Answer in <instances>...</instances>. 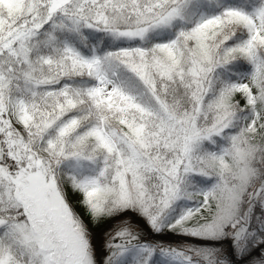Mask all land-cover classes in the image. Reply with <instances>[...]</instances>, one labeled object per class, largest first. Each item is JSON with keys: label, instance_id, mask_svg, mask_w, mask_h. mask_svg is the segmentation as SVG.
<instances>
[{"label": "snow or ice", "instance_id": "6c2138e0", "mask_svg": "<svg viewBox=\"0 0 264 264\" xmlns=\"http://www.w3.org/2000/svg\"><path fill=\"white\" fill-rule=\"evenodd\" d=\"M0 264H264V0H0Z\"/></svg>", "mask_w": 264, "mask_h": 264}]
</instances>
